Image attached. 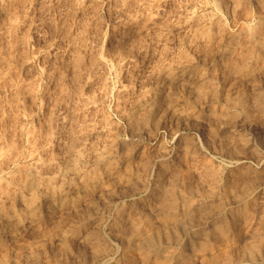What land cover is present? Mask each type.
Wrapping results in <instances>:
<instances>
[{"label":"bare ground","instance_id":"obj_1","mask_svg":"<svg viewBox=\"0 0 264 264\" xmlns=\"http://www.w3.org/2000/svg\"><path fill=\"white\" fill-rule=\"evenodd\" d=\"M32 2V0H0V17H3L5 28L17 17H21L19 13H23L27 3L30 5ZM178 2L181 0H168L166 6L176 9ZM216 2L221 8L228 10L235 31H222L218 23L206 20L204 24H193L192 32L189 33L187 27H176L168 24L165 19L151 21L145 18L138 24L121 26L118 31L112 33L113 38L110 42L117 48V53L126 52L131 46L127 45L126 41H132L131 44L137 45L146 41L147 45L151 43L158 48L159 54L154 52L157 55L151 61V65L154 67L157 61H160V65L150 79L148 78L150 69L146 71L147 76L144 78L151 82L148 84L155 90L151 103L146 106L136 105L134 108L128 105L129 115L124 117L129 123L130 134L135 137L134 139L144 133L145 127L149 131V126L151 129L160 128V125L170 119L172 121L170 124L175 125L176 132L189 126L194 128L210 149H215L219 156L227 159L229 169L219 166L221 168L218 169L219 172L214 171L213 164V168L209 169L205 162L209 160L211 164V160H204L207 152L193 146L192 149H188L190 151L188 161L186 160L187 169L183 167L180 169L178 164L166 161L163 156L161 159L158 157L154 163L143 164L146 177L143 175L137 177L138 174L131 165L132 162H136L135 157L145 155V149L137 146L130 150L131 144H128L127 140H121L118 152L112 157L102 161L95 156L92 157L91 167L100 171L103 178L99 183H92L88 189L79 193L73 190L72 195L78 199L74 208L71 205H63L62 201L49 202L42 217L38 211L33 215L19 198L16 199L15 209L11 200H0V228L4 231L6 228L9 229L8 233L14 241L23 232L26 234V229H29V234L33 237V239L30 237L31 240L49 235L43 244L38 243L39 246L16 245L14 251L10 250L13 252L5 254L0 250L2 253H0V264H39L47 254L46 251L49 252L47 246L49 247L53 242L57 243L58 247L53 255L55 257L53 264H71L69 251L75 244L90 247L91 255L95 259H105L109 251L103 248L99 239L102 227L109 229L124 252L122 264H219L218 257L214 253H218L228 240L235 241L238 246L241 245L240 237L244 233L243 230L247 231L246 225L253 215H255V226H259L260 219L264 216V163H261L264 161V30L249 39L242 27L246 14L253 8L260 12L264 9V4L261 0H216ZM163 15L167 16V10ZM172 18L174 17H168L169 20ZM18 24L17 22V26L23 29L24 26ZM162 31L167 35L161 41L157 33ZM173 33H177L179 37L175 38L179 45L176 53L172 52L174 50L169 51ZM44 39L42 42L45 41ZM53 54L57 55L56 52ZM53 54L49 50L46 57ZM129 65L131 69L125 73V79L129 82L125 81L124 83L127 84L121 86L125 92L120 93L121 88L117 91L122 100L126 95L128 84L137 78L135 74L138 68ZM18 74L20 73H15L13 78L16 79ZM25 81H27L26 77ZM143 81V79L138 80V85ZM110 83L113 84V81ZM175 86H178L179 92L181 91L178 93L181 96H177L174 92L169 95L168 92L166 93ZM18 92L19 98L24 99L25 102L27 98L32 101L35 98L34 93L29 94L26 83L19 85ZM257 126L260 131L255 142L254 130ZM240 127L247 128L250 133L246 130L247 133L245 131V134H239ZM181 136L176 140V149L180 148V141L183 140ZM240 138H250L253 147L259 145L260 151L243 150L240 146ZM134 139L131 141L134 142ZM161 145L159 147L156 143L153 147H157L161 154H166L167 151L165 152ZM182 155L180 157H183ZM199 156L201 159L198 158ZM148 157H146L147 161L151 160ZM142 159L140 158V162ZM151 171H155L153 180L148 178L152 175ZM125 184L130 185L128 190L121 191V189L120 193L115 192L117 194L115 196L113 192L117 191L116 187L120 185L125 187ZM137 192L146 196L135 197ZM105 196L109 198L106 199ZM128 196L133 203L131 210L127 212L125 205ZM100 201H103L102 205L99 204ZM113 209H116L117 213L115 216H110ZM44 221L47 224V231L40 228ZM65 231L71 233L67 239L63 236ZM251 240L253 243L264 241V233L259 235L253 233ZM247 247L251 248V244ZM1 248L4 247L0 241ZM98 252L102 255L98 256ZM84 255L82 251L79 252L78 261L84 260L86 258ZM245 255L246 249L240 247L236 260L239 261ZM68 258L70 262L67 261Z\"/></svg>","mask_w":264,"mask_h":264},{"label":"clouds","instance_id":"obj_2","mask_svg":"<svg viewBox=\"0 0 264 264\" xmlns=\"http://www.w3.org/2000/svg\"><path fill=\"white\" fill-rule=\"evenodd\" d=\"M167 3L168 0H40L37 8L33 0L22 20L17 17L0 31V200H11L15 209L19 198L33 215L38 211L42 217L49 202L62 201L74 208L78 199L72 195L73 190L79 193L103 178L100 171L91 167L92 157L106 160L118 152L121 140L130 139L124 124V117L129 115L127 106L149 105L155 90L147 79L140 85L133 81L121 101L115 85L109 86L115 68L124 64L140 68V57L147 59L146 41L140 45L132 43L126 52L110 55L114 31L145 18L165 19L176 27H187L189 33L193 24H204L206 20L218 23L222 31H235L214 0H181L173 12L164 16ZM29 12L32 15H27ZM17 22L24 26L23 30ZM242 30L249 39L264 30V9H251ZM34 31L57 48V59L45 65L49 69L46 80L35 77L25 82L29 94L41 92L37 81L44 84L42 95L36 96L33 105L37 126L30 123L25 129L18 119L17 109L23 101L19 98V82L13 75L25 70ZM166 35L163 31L157 33L161 41ZM159 65L160 61L154 67L149 65V79ZM28 75L34 77L35 73L29 70ZM119 92L124 93L125 89ZM180 135L175 133L165 143L174 144ZM197 137L200 147L210 151L199 133ZM240 146L243 150L260 151L259 145L253 147L250 138H240ZM246 228L240 237L241 245L228 240L214 253L219 264H264V241L251 240L253 233H264V216L255 226L253 215ZM69 235L68 231L63 233L65 239ZM240 247L246 249V255L237 261ZM114 262L115 255L99 264Z\"/></svg>","mask_w":264,"mask_h":264},{"label":"rangeland","instance_id":"obj_3","mask_svg":"<svg viewBox=\"0 0 264 264\" xmlns=\"http://www.w3.org/2000/svg\"><path fill=\"white\" fill-rule=\"evenodd\" d=\"M33 1V0H32ZM36 2H38V3H36L37 5H36V7L37 8H39L38 6H40L39 5V0H36ZM214 2L216 3V5H217V7L219 8V9H221L226 15H227V17H228V20L230 21V14H229V12H228V10H226L225 8H221L220 6H219V4L216 2V0H214ZM29 6V3H27V6L25 7L26 9H27V7ZM169 7V8H168ZM25 8H24V11H23V13L21 12V13H19V16H21V17H19L21 20L24 18V16L23 15H25V12H26V10H25ZM168 8V9H167ZM174 10L175 8L174 7H171V6H169V5H167L166 6V10H167V13L168 12H173L172 10ZM20 14H23V15H20ZM27 15H32V13H27ZM23 17V18H22ZM1 19H0V29L1 28H3L4 30L6 29L5 28V26L3 25V17H0ZM173 19V18H172ZM114 20V19H113ZM112 20V23L113 24H115V20L113 21ZM19 25V24H18ZM6 27H8V26H6ZM21 30H23L22 28H21ZM1 31H2V29H1ZM36 32L34 31L33 32V36H32V45H31V49H30V53H29V55L27 56V61H28V63L26 64V68H25V71H22L23 73H21L20 72V74H18V79H19V85H22L23 83H25L26 81H25V77H26V80L28 81V79H35V78H33V77H30L27 73L29 72V70H31L32 72H34L35 73V71H36V73H35V76L36 77H42V79L43 80H45V79H47L46 78V76H47V73H48V68H47V70H45V66H44V64L46 63L47 65H51L56 59H57V55L56 54H53V53H57V48H55L54 46H51V45H49L50 44V42H49V40L47 39V38H45V37H42L39 33H36ZM37 35V36H36ZM175 36V37H174ZM176 36L178 37V35H177V33H173V36H171V38H172V42H170V44H169V51H172V50H174V51H172V52H177V50L179 49V45H178V40H176L175 38H176ZM35 37V38H34ZM40 37V38H39ZM45 40L44 42H42L43 41V39ZM179 38V37H178ZM177 38V39H178ZM175 39V40H174ZM47 41V42H46ZM132 42V41H131ZM131 42L130 41H126V44L127 45H131ZM47 43V44H46ZM174 43V44H173ZM177 43V44H176ZM46 45V47H44ZM151 45H152V47H151ZM49 46V47H48ZM51 48H54V49H51ZM44 49V50H43ZM51 50L52 51V54L53 55H51V56H49V57H46V55H47V53H48V51L49 50ZM112 49V50H111ZM158 48L157 47H155V45L154 44H151V43H148V45H147V59H145V57L144 56H141L140 57V60H141V62H142V66H141V68H138V71H137V73L135 74V77H137L134 81H136L137 82V84H138V80H140V79H143V80H145L144 78H146V76H147V72L146 71H148V69H149V65H151V61L155 58V56L157 55V54H159L158 53V50H157ZM48 50V51H47ZM53 50H55V51H53ZM109 54L110 55H115V53H117V48L116 47H113L112 46V44H111V42H110V44H109ZM114 50V51H113ZM34 51H36V52H34ZM112 51V52H111ZM116 51V52H115ZM45 52V53H44ZM153 52V53H152ZM154 52H157V54H155ZM175 52V53H176ZM34 55H33V54ZM113 53V54H112ZM153 54H154V56H153ZM45 57H44V56ZM50 57H52V58H50ZM144 57V58H143ZM152 57V58H151ZM30 58V59H29ZM43 58V59H42ZM31 59H32V61H31ZM42 61H41V60ZM144 59V60H143ZM30 60V61H29ZM47 61V62H46ZM52 62V63H50V62ZM144 61V62H143ZM43 62V63H42ZM45 64V65H46ZM33 65V66H32ZM146 65H148V67L146 66ZM130 66V65H129ZM128 66V64L126 65V64H124V65H122V67H117V68H115L113 71L114 72H112L111 73V75H112V80H110V81H108V83H109V86H112L113 84L115 85V87H116V89H117V91L121 88V86H123V85H126L129 81H128V79H125L126 78V74L125 73H128L129 72V70L131 69V67H129ZM43 67V68H42ZM125 67V68H124ZM33 69V70H32ZM121 69H123L122 71H121ZM142 69V70H141ZM145 69V70H144ZM121 72H120V71ZM143 70H144V72H145V74L143 73ZM27 71V72H26ZM126 71V72H125ZM128 71V72H127ZM24 72H26V73H24ZM139 72V73H138ZM45 73V74H44ZM141 73V74H140ZM22 74H24V75H22ZM37 74V75H36ZM39 74V75H38ZM138 74V75H137ZM120 75V76H119ZM122 75V76H121ZM23 76V79H21V77ZM34 76V77H35ZM124 76V77H123ZM120 77V78H119ZM142 77V78H141ZM16 78V79H17ZM28 78V79H27ZM116 78V79H115ZM122 78H124V79H122ZM17 79V80H18ZM24 80V81H23ZM123 80V81H122ZM23 81V82H22ZM113 81V84L112 83H110V82H112ZM116 81V82H115ZM127 82V83H124V82ZM38 82V85H39V87H40V89H41V92L40 93H36V95H35V93L33 94V97L35 96V98H36V96H38V95H42V90H43V88H44V84L42 83V82H40V81H37ZM118 82V83H117ZM121 82V83H120ZM40 83V84H39ZM120 83V84H119ZM124 83V84H123ZM148 83H151L149 80H148ZM33 87H35V85H33ZM178 86H175V87H173V89L171 88L170 89V91L169 90H167L166 91V93L169 95V94H173V92H174V94H176L177 96L178 95H180L179 93L181 92H179V89L177 88ZM177 89H178V91H177ZM172 90V91H171ZM174 90H176V91H174ZM177 92V93H176ZM179 92V93H178ZM85 93H87V90H86V92ZM183 95H184V93H182ZM181 96V95H180ZM185 96V95H184ZM120 97V96H119ZM35 98H33V101L30 99L29 100V98H27L26 100H27V102H25V100L24 99H20V101H23L24 100V102H23V106H22V103H19V108L17 109L18 110V112H19V116L20 117H18V119L20 120V123H21V126L23 127V128H25V129H27V127H28V124H34L33 126L34 127H36L37 125L35 124V120L36 119H38V117H33V115H32V113H33V111H34V108H33V106L32 105H34V104H31V103H35L36 102V99ZM34 99H35V101H34ZM120 100L122 101V99H121V97H120ZM29 101V102H28ZM32 101V102H31ZM45 102V101H44ZM27 103H29V105L27 104ZM30 104H31V106H30ZM46 104H47V101L44 103V110L46 109ZM28 105V106H27ZM29 108V109H28ZM33 109V110H32ZM29 110H31V111H29ZM47 110V109H46ZM114 111H115V107H114V109H113ZM25 112V113H24ZM31 115V116H30ZM126 121V122H125ZM124 124L125 125H127L129 128H128V135H129V137H130V139H128L127 140V142H128V144L130 143L131 145H130V150H132V148H135V147H137V146H140V147H142L143 149H145V155H140V156H138V157H135L136 158V162L134 161V163L132 162V165L131 166H133V168L136 170V173L138 174L137 175V177H139V176H145V172L143 171V167H145V165H143V164H148V163H151V162H153L154 163V161L155 160H157L158 159V157H159V159H161L163 156V158H166L167 160L166 161H168V162H171L172 164H174V163H176V164H178L179 165V168L180 169H182V167H183V169H187V165H188V163L186 162V160L188 159V154H189V151L190 150H188V149H192V147L193 146H195V147H197V148H201L200 147V143H199V140H197L198 139V137H197V131L194 129V128H192L191 126H189L188 128L186 127V129L185 128H183V130L182 129H180L181 131L179 132L182 136L181 137H183V140H181L180 141V148L179 149H176V147L177 146H175L177 143V141H175V143L174 144H171V145H169V144H166L165 143V141L166 140H168V141H171L172 140V138H173V136H174V133L176 132V130H174V128H176L175 127V125L173 124V125H171L172 124V121L170 120V119H167V122H165V123H163L162 125H160L159 127L160 128H156V129H151L150 127L151 126H149V128L148 129H150V131H151V133L153 134V135H151V133H150V131L149 130H147V127H145L146 129H144V133H142L141 134V136L140 137H136V139H134L135 137H133L131 134H130V126H129V123H128V121L124 118ZM171 123V124H170ZM167 124V125H166ZM36 125V126H35ZM166 126V127H165ZM174 126V127H173ZM162 127V128H161ZM173 128V129H172ZM259 127L257 126V127H255V130H254V136H255V142H256V140H257V137H258V133H259V131H260V129H258ZM193 129V130H192ZM170 130V131H169ZM238 130H240V132L238 131V133L239 134H245V131L247 130L248 131V129L246 128H242V127H240V128H238ZM146 131H147V133H146ZM149 131V132H148ZM243 131V132H242ZM247 131H246V133H247ZM256 131V132H255ZM154 132V133H153ZM183 132V133H182ZM232 133L234 132L233 131V129H232V131H231ZM249 132V131H248ZM149 133V134H148ZM156 133V134H155ZM177 133V132H176ZM236 133H237V131H236ZM237 133V134H238ZM250 133V132H249ZM155 134V135H154ZM170 134H172V135H170ZM186 135V136H185ZM192 135H193V137H192ZM200 135V134H199ZM188 136H190V137H192L190 140H189V138H188ZM201 136V135H200ZM150 137V138H149ZM148 138V139H147ZM194 138V139H193ZM131 139H134V142H132L131 141ZM145 139V140H144ZM186 139H188V140H186ZM139 141H142V142H139ZM179 142V141H178ZM186 142V143H185ZM195 142V143H194ZM143 143V144H142ZM157 143V145L160 147V145L161 144H163L164 146H162L163 147V150L166 152V154H161L157 149V147L156 148H154L153 146L155 145ZM203 143H204V141H203ZM136 146H135V145ZM190 144V145H189ZM205 144V143H204ZM134 145V146H133ZM206 145V144H205ZM132 146V147H131ZM143 146H145V147H143ZM184 148H183V147ZM186 146V147H185ZM148 149H147V148ZM151 147H153V148H151ZM167 147V148H166ZM151 148V149H150ZM150 149V150H149ZM173 149V150H172ZM183 149V150H182ZM184 149H186V150H184ZM181 150V151H180ZM212 150V151H211ZM215 149H210V151H208L207 152V156L204 158V160H208V159H210L211 160V164H210V162H209V160L208 161H206L205 163H206V165H207V167L209 168V169H212L213 167H212V164L214 165V171H218L219 172V170L218 169H221V168H225L226 170H228L229 168H228V165H229V163L227 162V159H225L223 156H219V154L216 152V150L214 151ZM188 151V153H186ZM153 152V153H152ZM214 152V153H213ZM216 152V153H215ZM183 153H186V154H184V155H182ZM216 154V155H215ZM153 155H155V157H148V156H153ZM168 155V156H167ZM183 156V157H180V156ZM212 155V156H211ZM161 156V157H160ZM167 156V157H166ZM170 156V157H169ZM178 156L180 157V158H178ZM142 157H144V159H142ZM146 157H148L149 159L151 158V160H148L147 161V159H146ZM140 158L142 159V161L140 162ZM153 158H156V159H153ZM199 159H201V156H199L198 157ZM146 159V160H145ZM218 159V160H217ZM223 159V160H222ZM138 160V161H137ZM171 160V161H170ZM185 160V162H183ZM220 160V161H219ZM119 161H121V160H119ZM180 161H182V162H180ZM188 161V160H187ZM208 162V163H207ZM210 164V165H209ZM221 168H220V167ZM211 167V168H210ZM228 168V169H227ZM142 169V170H141ZM151 173H152V175H150L148 178H151V180H153V177H154V175H155V171L154 172H152L151 171ZM146 177V176H145ZM150 180V179H149ZM126 185V184H125ZM124 185H120V186H118V187H116L117 189H115V190H117V191H114L113 193H114V195L115 196H117V194H118V192L120 193L121 191H123V190H125V189H127L128 190V187H130V185H126L125 187H123ZM122 189V190H121ZM121 190V191H120ZM117 194H116V193ZM127 193H128V191H127ZM130 194V193H129ZM137 195L135 196V197H145L146 195H144V193H139V192H137L136 193ZM141 195V196H140ZM114 196V197H115ZM126 196V195H125ZM104 198H109L108 196H105ZM123 198V197H122ZM121 198V199H122ZM101 202L103 203V201H100L99 202V204L100 205H102L101 204ZM131 203H133V200L131 199V197L130 196H128L127 197V199H126V205H125V207H126V209H127V212L129 211V210H131V206H132V204ZM120 205H123V203H120ZM128 207V208H127ZM116 213H117V211H116V209H113L111 212H110V216H115L116 215ZM107 215V214H106ZM110 219V218H109ZM45 220H46V218H45ZM47 224H46V221H44V222H42V224L40 225V228L43 230V231H47L48 229H47V226H46ZM45 226V227H44ZM103 228L105 229V230H103ZM3 228H0V238H1V242L3 243V247L4 248H1L0 250L2 251V253H11V252H13L16 248L15 247H17L18 245L20 246H23V245H33V246H39V244L38 243H40V245L41 244H43V242H44V240L47 238L48 239V237H49V235L47 234V236L45 237V236H43L41 239H42V242H41V239H35V240H31V238L33 239V237H32V235L31 234H29V229H26L27 231H26V234H25V232H23L21 235H19L18 236V239H16L15 241L10 237V233H8V231H9V229L7 230V228L5 229V231L4 230H2ZM2 230V231H1ZM101 232H100V235H99V239H100V241H101V243H102V245L104 246H102L104 249H107L108 251H109V255L107 256V258H105V259H95L94 257H92L93 255H91L92 254V252H91V248L90 247H87L86 245H84V244H75L73 247L74 248H72V249H74V250H72L71 249V251H69L70 252V261H69V258H68V260L67 261H69L71 264H74L75 262V264H86L87 262H89V263H87V264H99V262L101 261V260H107V259H109L111 256H113V255H115L116 256V262H114V264H122V260H123V258H122V255L124 254V252H122V250L120 249V246H118L119 244H118V242L112 237V235H111V233L109 232V229L107 228V227H102L101 229ZM4 234H3V233ZM102 232H104V233H102ZM106 232V233H105ZM243 232H245L244 230H243ZM7 233H8V235H7ZM102 233V234H101ZM240 234H242V231L240 232ZM24 235V236H23ZM105 235V236H104ZM100 236H102V237H100ZM3 237V238H2ZM31 237V238H30ZM29 238V239H28ZM44 238V239H43ZM11 239V240H10ZM25 239V240H24ZM31 240V241H30ZM18 241V242H17ZM27 241V242H26ZM30 241V242H29ZM32 241H34L33 242V244H32ZM39 241V242H38ZM16 242V243H15ZM22 242H23V244H22ZM26 242V243H25ZM8 243V244H7ZM28 243V244H27ZM30 243V244H29ZM35 243H37V244H35ZM104 243V244H103ZM105 243H107L106 245L107 246H105ZM111 245H110V244ZM13 244L15 245V246H13ZM53 244V245H52ZM116 244V245H115ZM17 245V246H16ZM12 246V247H11ZM79 248L80 247V249H78L77 247ZM7 247H8V249H7ZM14 247V248H13ZM51 247V248H50ZM10 248H12V249H10ZM47 248L49 249V252H48V250L46 251V253L47 254H45V256H44V258H42L41 260H40V262H39V264H53V260L55 259V257L53 256L54 255V253L56 252V249L58 248L57 247V243H55L54 244V242L53 243H50L49 244V247L47 246ZM115 250H114V249ZM119 248V249H118ZM6 249V250H5ZM53 249V250H52ZM77 249H78V251H77ZM83 249V250H82ZM110 249V250H109ZM10 250H13V251H10ZM50 250H52V251H50ZM1 251H0V253H1ZM8 251V252H7ZM54 251V252H53ZM77 251V252H76ZM83 252L85 255V259L84 260H82V259H79V261H78V255H79V252ZM113 251V252H112ZM73 252V253H72ZM1 253V254H2ZM75 253V254H74ZM0 254V255H1ZM51 254V255H50ZM89 254V255H88ZM72 255H74L75 257H73ZM48 256V257H47ZM51 256V257H50ZM47 257V258H46ZM74 259H73V258ZM77 257V258H76ZM88 257V258H87ZM121 257V258H120ZM53 258V259H52ZM92 258V259H91ZM50 259V260H49ZM121 259V260H120ZM77 260V261H76ZM47 261H48V263H47ZM75 261V262H74ZM82 261V262H81ZM91 261V262H90ZM92 261H94V262H92ZM50 262V263H49ZM97 262V263H96ZM67 264V263H66Z\"/></svg>","mask_w":264,"mask_h":264}]
</instances>
